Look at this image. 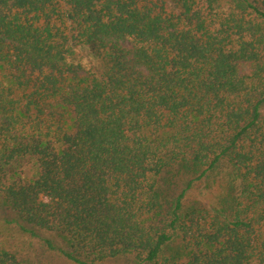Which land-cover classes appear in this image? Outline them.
<instances>
[{
  "label": "trees",
  "instance_id": "1",
  "mask_svg": "<svg viewBox=\"0 0 264 264\" xmlns=\"http://www.w3.org/2000/svg\"><path fill=\"white\" fill-rule=\"evenodd\" d=\"M201 1L0 0V199L66 259L264 264V0ZM223 163L236 195L186 205Z\"/></svg>",
  "mask_w": 264,
  "mask_h": 264
},
{
  "label": "rangeland",
  "instance_id": "2",
  "mask_svg": "<svg viewBox=\"0 0 264 264\" xmlns=\"http://www.w3.org/2000/svg\"><path fill=\"white\" fill-rule=\"evenodd\" d=\"M212 8L226 12L230 7L228 0H210ZM203 5L206 4L202 0ZM79 68V73H90L101 67V60L87 45H76L69 59ZM248 63L241 64L242 73H250ZM13 177L29 179L35 172L32 159H23L12 169ZM178 184L177 187H179ZM240 187V177L234 168L223 163L217 170L196 182L187 193L186 205L196 207H212L218 205L223 198H233ZM31 231V232H30ZM49 240L53 245H65V239L56 233L34 229L23 225L10 206L0 199V248L13 252L18 257L33 263L42 264H77L55 249L45 244ZM105 264H131L130 257L119 256L106 260Z\"/></svg>",
  "mask_w": 264,
  "mask_h": 264
}]
</instances>
